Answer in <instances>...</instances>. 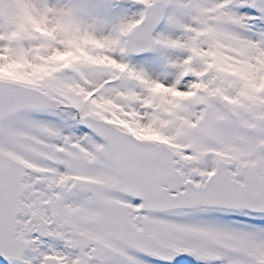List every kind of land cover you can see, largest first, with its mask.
Segmentation results:
<instances>
[{"label": "snow or ice", "instance_id": "1", "mask_svg": "<svg viewBox=\"0 0 264 264\" xmlns=\"http://www.w3.org/2000/svg\"><path fill=\"white\" fill-rule=\"evenodd\" d=\"M0 264H264V0H0Z\"/></svg>", "mask_w": 264, "mask_h": 264}]
</instances>
